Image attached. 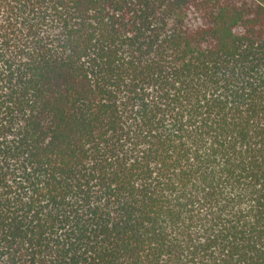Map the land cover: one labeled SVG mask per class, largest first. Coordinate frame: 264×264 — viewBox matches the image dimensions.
<instances>
[{"label": "trees", "instance_id": "16d2710c", "mask_svg": "<svg viewBox=\"0 0 264 264\" xmlns=\"http://www.w3.org/2000/svg\"><path fill=\"white\" fill-rule=\"evenodd\" d=\"M0 264H264V0H0Z\"/></svg>", "mask_w": 264, "mask_h": 264}]
</instances>
